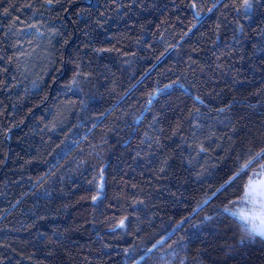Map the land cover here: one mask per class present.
<instances>
[{
  "label": "trees",
  "instance_id": "trees-1",
  "mask_svg": "<svg viewBox=\"0 0 264 264\" xmlns=\"http://www.w3.org/2000/svg\"><path fill=\"white\" fill-rule=\"evenodd\" d=\"M252 2L0 0V264H264Z\"/></svg>",
  "mask_w": 264,
  "mask_h": 264
},
{
  "label": "snow or ice",
  "instance_id": "snow-or-ice-1",
  "mask_svg": "<svg viewBox=\"0 0 264 264\" xmlns=\"http://www.w3.org/2000/svg\"><path fill=\"white\" fill-rule=\"evenodd\" d=\"M257 2L261 3V6H264V0H257ZM192 6L195 8V3H193ZM252 8V0H243V10L246 13ZM262 159H264V154L257 155L253 160H250L249 163L245 165L244 168H241L240 172L233 177V180L229 181V184L234 187L237 186L239 181L247 175L248 171H251L255 164L259 163ZM224 190H227V188L225 187ZM240 204L247 206V210L231 211L229 214L242 222L247 235L264 238V164L261 165L259 172L254 173L244 186L243 197L241 198ZM233 207H235V205H233ZM225 211L229 210L225 209ZM122 225L123 222H121V226Z\"/></svg>",
  "mask_w": 264,
  "mask_h": 264
},
{
  "label": "crops",
  "instance_id": "crops-1",
  "mask_svg": "<svg viewBox=\"0 0 264 264\" xmlns=\"http://www.w3.org/2000/svg\"><path fill=\"white\" fill-rule=\"evenodd\" d=\"M241 209H243V205L240 204L235 211H239ZM244 209L247 210V206H245Z\"/></svg>",
  "mask_w": 264,
  "mask_h": 264
},
{
  "label": "rangeland",
  "instance_id": "rangeland-1",
  "mask_svg": "<svg viewBox=\"0 0 264 264\" xmlns=\"http://www.w3.org/2000/svg\"><path fill=\"white\" fill-rule=\"evenodd\" d=\"M244 207H245V206L243 205V209H241V210H245ZM241 210H239V211H241Z\"/></svg>",
  "mask_w": 264,
  "mask_h": 264
}]
</instances>
